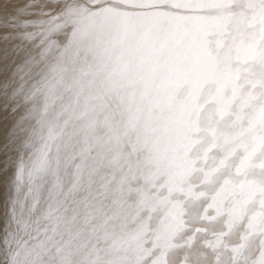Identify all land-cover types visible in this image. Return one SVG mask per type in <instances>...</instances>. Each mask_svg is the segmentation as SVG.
Listing matches in <instances>:
<instances>
[{"label": "snow or ice", "instance_id": "1", "mask_svg": "<svg viewBox=\"0 0 264 264\" xmlns=\"http://www.w3.org/2000/svg\"><path fill=\"white\" fill-rule=\"evenodd\" d=\"M0 264H264V0H0Z\"/></svg>", "mask_w": 264, "mask_h": 264}]
</instances>
